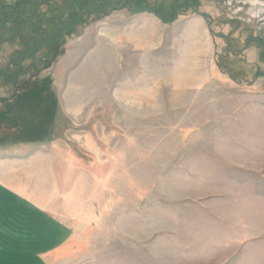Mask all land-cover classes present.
I'll return each mask as SVG.
<instances>
[{"label":"rangeland","instance_id":"374dc122","mask_svg":"<svg viewBox=\"0 0 264 264\" xmlns=\"http://www.w3.org/2000/svg\"><path fill=\"white\" fill-rule=\"evenodd\" d=\"M49 1L28 14L41 25L0 42V148L52 153L27 175L70 228L52 264H264V0L111 6L6 81L27 35L84 9ZM44 78L49 92L20 98Z\"/></svg>","mask_w":264,"mask_h":264},{"label":"crops","instance_id":"0c3cea01","mask_svg":"<svg viewBox=\"0 0 264 264\" xmlns=\"http://www.w3.org/2000/svg\"><path fill=\"white\" fill-rule=\"evenodd\" d=\"M32 143L0 148V264H52L70 240L54 200L30 192L27 175L32 172L35 181L49 171L38 174L30 166L52 155L43 143Z\"/></svg>","mask_w":264,"mask_h":264},{"label":"trees","instance_id":"16d2710c","mask_svg":"<svg viewBox=\"0 0 264 264\" xmlns=\"http://www.w3.org/2000/svg\"><path fill=\"white\" fill-rule=\"evenodd\" d=\"M73 5H77L79 7L85 5V0H74ZM39 1L38 0H0V33L3 36H0V42L6 41L13 38L11 36H8L10 34L17 33L21 30H26L27 32L33 29L35 26H37V23H40V25L43 23V21H40L35 18L34 14L32 16H28L29 13H32L33 10H38L39 8ZM72 5V6H73ZM38 20V21H36ZM36 30H39L36 29ZM17 32V33H16ZM4 33H7L5 36ZM20 34V33H18ZM35 35V34H34ZM28 39L24 41V47L21 51L17 52V58L10 60V64L14 66V69L10 71V69H7L8 72H6L5 79L6 81L9 80V82H16L20 76H22L26 70V67L23 65V60L28 58L25 57L26 55H29L31 60H33L36 56V52H31L33 50L34 46L39 45L38 41H47L46 48L48 52H51L52 50H56L62 46V40L56 38L55 36H50L46 38H42L41 36L35 38L34 36H26ZM22 39V38H21ZM59 54V52L55 53L53 52L51 54L52 60H55L56 56ZM33 56V57H32ZM47 60V59H46ZM46 60H43L44 67L39 69L41 70L48 68L49 63H45ZM13 61V63H12ZM28 69V67H27ZM31 79V80H30ZM36 79V76H32L29 78L30 81H33ZM28 81V85L23 84V87L21 89V92L19 93L20 98H35L39 97L40 95H43L44 92H49V85L50 81L47 78H44L43 82L35 84V82ZM53 104V103H52ZM49 108V106H46ZM52 109V107H50ZM0 117H2V120H6L7 113L1 112ZM16 119H12V123H15Z\"/></svg>","mask_w":264,"mask_h":264},{"label":"flooded vegetation","instance_id":"af4514ba","mask_svg":"<svg viewBox=\"0 0 264 264\" xmlns=\"http://www.w3.org/2000/svg\"><path fill=\"white\" fill-rule=\"evenodd\" d=\"M87 1L85 3L84 6H81L83 7L84 9L83 10H80V12H78L77 14H75L74 16L72 17H68L66 18L65 20L62 21L61 25L58 26L56 29L53 30V33H51L50 36H55L56 38L63 40L71 31L72 29H74L78 24H81V22H83L84 20H86L88 18V15L91 13V14H95V15H102L105 11H107L109 9V7L111 6H114V7H120V6H123L125 2H128V3H132L135 7H137L138 9H142V8H139L140 6V2L139 0H103V5L101 7L100 10H94L93 9V5L94 3H96L97 1L99 0H85ZM51 1L49 0H39V10H40V7L45 4V3H49ZM91 3V7L89 9L88 8V5ZM47 5V4H46ZM190 5L192 7H194L195 9L198 6L197 3L195 2H191ZM48 6V5H47ZM75 7H79L77 6L76 4L73 5V6H69L67 9H66V12H67V15H71V11L74 12L75 10ZM80 7V8H81ZM184 8L183 4L182 3H176V5H174L173 7V13H174V16H176V13L178 12L179 9H182ZM52 10V13L54 14V12H59V10H55V9H51ZM144 10V9H143ZM155 12L159 11L158 8H155L154 10ZM41 15V14H39ZM73 15V14H72ZM173 16V17H174ZM167 17V16H166ZM175 18V17H174ZM209 18V17H208ZM168 20H172V18H166ZM210 19V18H209ZM46 22V21H45ZM54 26V25H53ZM55 27V26H54ZM42 38H46V37H49V36H46V34H42L41 35ZM223 39L226 40L227 42V50L229 51V53H232V52H235V53H242L243 52V48H240V49H229V45H232V42L228 40V38L226 36H223ZM248 39H252V38H248ZM247 39V40H248ZM246 40V43L248 44V41ZM39 45L37 46H34L33 47V50L31 52H40L42 50H44L46 48V43H48L47 41H38L37 42ZM245 46V45H244ZM25 57H31L29 55H26ZM33 57V56H32ZM6 72H8V70H6Z\"/></svg>","mask_w":264,"mask_h":264},{"label":"water","instance_id":"95a60500","mask_svg":"<svg viewBox=\"0 0 264 264\" xmlns=\"http://www.w3.org/2000/svg\"><path fill=\"white\" fill-rule=\"evenodd\" d=\"M135 5V4H134ZM198 12V9L196 10V13ZM202 16H207L210 18V20H212L211 16L207 13H201ZM157 16H159V11H157Z\"/></svg>","mask_w":264,"mask_h":264}]
</instances>
